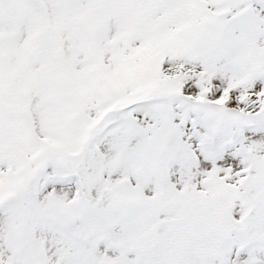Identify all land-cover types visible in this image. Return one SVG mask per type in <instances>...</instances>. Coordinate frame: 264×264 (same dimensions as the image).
<instances>
[{
	"label": "snow or ice",
	"instance_id": "6c2138e0",
	"mask_svg": "<svg viewBox=\"0 0 264 264\" xmlns=\"http://www.w3.org/2000/svg\"><path fill=\"white\" fill-rule=\"evenodd\" d=\"M0 264H264V0H0Z\"/></svg>",
	"mask_w": 264,
	"mask_h": 264
}]
</instances>
